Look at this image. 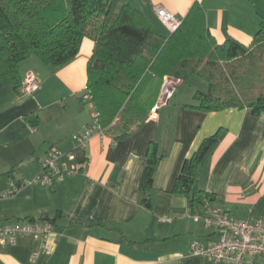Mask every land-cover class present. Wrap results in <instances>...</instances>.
Masks as SVG:
<instances>
[{
  "label": "crops",
  "instance_id": "obj_1",
  "mask_svg": "<svg viewBox=\"0 0 264 264\" xmlns=\"http://www.w3.org/2000/svg\"><path fill=\"white\" fill-rule=\"evenodd\" d=\"M118 13L129 4L139 9L162 36L172 33L157 15L164 8L180 20L194 4L204 8L206 24L218 44L233 38L249 46L264 20V0H111ZM94 42L84 39L68 65L52 68L37 57L20 64V82L34 73L39 89L22 94L15 82L0 77V191L11 183L19 192L0 201V224L57 218L37 261L40 244L29 237L0 249L2 264H211L191 252L193 242L217 241L222 233L196 221L186 196L173 191L185 160L220 132L198 171L200 188L213 194L206 206L240 220L264 222V113L247 108L202 112L191 108L195 91L157 104L149 119L130 137L115 141L95 131L87 145L74 136L93 123L94 108L82 102ZM20 88V87H19ZM37 118L38 124H32ZM151 143L160 161L149 201L141 192ZM52 147L72 152L80 171L56 181L52 189L33 181L40 160ZM202 209V212L205 211ZM198 215V214H197ZM11 249V251L9 250ZM13 249V250H12ZM245 264H264L258 258Z\"/></svg>",
  "mask_w": 264,
  "mask_h": 264
},
{
  "label": "trees",
  "instance_id": "obj_2",
  "mask_svg": "<svg viewBox=\"0 0 264 264\" xmlns=\"http://www.w3.org/2000/svg\"><path fill=\"white\" fill-rule=\"evenodd\" d=\"M86 38L94 42L87 88L101 129L115 141L132 136L149 119L166 76L184 82L197 75L207 83L206 91L195 93L193 109L264 113V20L249 46L233 38L218 44L198 4L165 37L129 4L115 13L111 0H0V77L19 89L23 61L37 57L52 68L64 67L77 58ZM219 138L220 132L208 137L185 160L174 184L196 215L213 201V194L200 188L198 171ZM164 157L158 144L149 145L140 186L145 201Z\"/></svg>",
  "mask_w": 264,
  "mask_h": 264
},
{
  "label": "built area",
  "instance_id": "obj_3",
  "mask_svg": "<svg viewBox=\"0 0 264 264\" xmlns=\"http://www.w3.org/2000/svg\"><path fill=\"white\" fill-rule=\"evenodd\" d=\"M157 15L161 22L174 33L182 24V20L168 12L164 8L157 9ZM180 81L174 77L166 76L158 104H165L173 97ZM39 80L36 74L29 73L21 82L20 93L31 95L39 89ZM82 102L94 108L93 96L88 88L82 95ZM156 109V108H155ZM154 109V110H155ZM104 134L101 129L97 115L94 113L93 123L74 139L81 145H87L94 136L95 131ZM66 159L70 163L76 160L72 152H63L57 147H52L48 155L40 160L41 171L33 180L23 183V186L37 183L52 189L56 181H63L66 177L75 175L80 171L76 164L63 163ZM21 187L11 183L5 191H0V201L15 196ZM196 221L203 220L209 227H215L222 235L217 241H209L206 244L193 242L191 252L197 256H205L211 264H245L258 258L264 259V222L261 220H240L231 217L226 212L207 206L202 214L194 217ZM54 230L51 220L26 219L13 224H0V249L14 247L20 238L29 237L40 244V251L32 253V260L37 261L45 244Z\"/></svg>",
  "mask_w": 264,
  "mask_h": 264
},
{
  "label": "rangeland",
  "instance_id": "obj_4",
  "mask_svg": "<svg viewBox=\"0 0 264 264\" xmlns=\"http://www.w3.org/2000/svg\"><path fill=\"white\" fill-rule=\"evenodd\" d=\"M172 77V76H170ZM208 88L207 83L201 79L199 76L194 75L190 77L184 84L182 89L179 91L182 96H187L189 90H194L195 92L197 91H206ZM162 91V89H161ZM159 101V100H158ZM154 111V110H153ZM10 248V247H7ZM11 251V249H9ZM13 250V249H12ZM2 264V263H0Z\"/></svg>",
  "mask_w": 264,
  "mask_h": 264
},
{
  "label": "water",
  "instance_id": "obj_5",
  "mask_svg": "<svg viewBox=\"0 0 264 264\" xmlns=\"http://www.w3.org/2000/svg\"><path fill=\"white\" fill-rule=\"evenodd\" d=\"M97 64H98V61L95 63V65L97 66Z\"/></svg>",
  "mask_w": 264,
  "mask_h": 264
}]
</instances>
